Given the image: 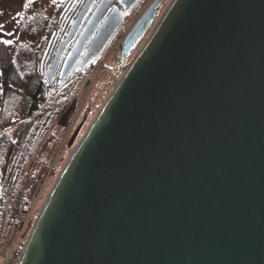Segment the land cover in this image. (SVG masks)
Segmentation results:
<instances>
[{
	"label": "water",
	"instance_id": "1",
	"mask_svg": "<svg viewBox=\"0 0 264 264\" xmlns=\"http://www.w3.org/2000/svg\"><path fill=\"white\" fill-rule=\"evenodd\" d=\"M139 1L99 4L89 33L100 25L64 60L59 87L102 56ZM162 1L128 32L125 54ZM18 264H264V0H173L76 148Z\"/></svg>",
	"mask_w": 264,
	"mask_h": 264
},
{
	"label": "rangeland",
	"instance_id": "2",
	"mask_svg": "<svg viewBox=\"0 0 264 264\" xmlns=\"http://www.w3.org/2000/svg\"><path fill=\"white\" fill-rule=\"evenodd\" d=\"M70 1L0 0V44L1 41H7L16 45L15 56L17 62L21 64V75L24 74L22 71L32 64L36 54L40 58L39 77H43L41 63L47 54L46 47L50 44V41L47 44L49 33L56 19L59 22ZM149 2L150 0H144L137 5L106 53L87 75H79L69 84L50 111L39 106L43 115L34 114L33 123L31 116L30 119L28 116V118L24 117L26 112L20 110L23 109V102L28 99L34 100V82L27 80L24 85L18 83L15 87L20 89L21 95L16 96L13 92L6 97L5 115L9 125L3 132L9 144L5 153H8L15 144L17 135L23 127L26 134L23 139L25 147L21 160L23 165L17 171L14 189L15 193L16 191L23 193L24 200L23 205L20 206V213H17L13 207L19 200L17 197V199L12 197L14 192H11L0 211V264H17V260L14 262L16 249L10 248L13 235L19 237L20 247L17 248V253L21 256L23 245L26 244L40 212L76 148L124 76L128 65L137 56L173 0L162 1L156 20L132 53L129 62L119 68L116 66L114 51L118 50L125 34L130 31ZM35 126L38 128L37 131L33 130ZM7 156L6 154L5 158ZM7 167L6 165L1 167V181L4 179Z\"/></svg>",
	"mask_w": 264,
	"mask_h": 264
},
{
	"label": "trees",
	"instance_id": "3",
	"mask_svg": "<svg viewBox=\"0 0 264 264\" xmlns=\"http://www.w3.org/2000/svg\"><path fill=\"white\" fill-rule=\"evenodd\" d=\"M15 51H16V45L14 46L12 43H5V41H1L0 44V170L1 167H3L4 165L8 167L6 173L4 174L3 181H1L0 178V211L4 207L8 195L11 192H14L15 183L17 180V176H16L17 171H19L21 166L23 165V163L21 162L25 151V147L23 145V139L26 136V134L24 133L25 129L23 127V129H21L19 134L17 135L15 144L11 146L8 153H5L7 144H9L3 132L5 127L9 125V120H7V116L5 115L6 97L13 92H15L16 96H18L19 94L21 95L20 89H16L18 87H15L17 86L18 83L20 85L21 84L24 85L25 81L27 80H29L30 82H34L35 86L33 89L35 92L34 93L35 98L34 100L28 99L25 102H23V109L20 110L26 112V116L24 117L28 116L30 119L31 116V122H32V116H34V114L38 113L43 115V113L40 110L41 107L39 106H42V108L44 107L48 108V111H50V108L51 109L53 108V105L56 104L60 96L66 91V89L69 86V85L66 86L65 88L61 89L59 92H55L52 95L45 96V93L43 92L40 83V77H39L40 75L38 72V60H40V58H38V55L35 54L32 59V64L31 65L29 64L30 66L26 70H23L22 72L24 74L21 75V70H20L21 64L17 62ZM19 77H22V79ZM49 118H51V116H49ZM43 124H45V122H43ZM33 130L37 131L38 128L35 126ZM6 154L8 156L5 158ZM13 196L15 197V199L18 198L19 200L18 203L14 204L13 209L17 213L18 212L20 213V206L23 205L22 203L24 200V195L23 193H21V191L19 192L16 191V193L15 192L12 193V197Z\"/></svg>",
	"mask_w": 264,
	"mask_h": 264
},
{
	"label": "flooded vegetation",
	"instance_id": "4",
	"mask_svg": "<svg viewBox=\"0 0 264 264\" xmlns=\"http://www.w3.org/2000/svg\"><path fill=\"white\" fill-rule=\"evenodd\" d=\"M143 1L144 0H140L138 4L142 3ZM153 1L155 0H150V2L146 6V9L149 7L151 3H153ZM101 2L104 8H108L109 5L111 4L109 7L110 10L116 3H118V0H71L68 4L66 11L60 17L59 22H57L56 19V22L54 23L53 29L51 30L47 41V43L50 41V44L44 61L45 65L43 68V77L40 78V83L43 92L45 93V96L52 95L56 91L58 92L59 72L61 67L63 66L64 60L67 58L71 50L81 43L82 45H84V49H86L89 42L94 37L100 24H97L95 26L94 31H92L91 34L89 32L91 31V28L95 25L96 19H99V15L101 12L99 9L97 10L96 13L95 11L99 7V4ZM145 10L142 12V14L145 12ZM119 31L113 37L109 45H111L113 40L116 37H118ZM128 32L125 34L124 38L126 37ZM124 38L118 50L114 51L116 66L119 68H122L124 65H126L129 62L132 53L142 41L141 38L139 42L131 48L129 53L125 54L123 50ZM97 62L98 61H96L92 66H90L89 69H87L84 74L79 73L74 75L73 81L74 79L79 77V75H87V73L91 71V69ZM53 67L55 69H52ZM48 83H52V88H51L53 89L52 91H50V89L47 87Z\"/></svg>",
	"mask_w": 264,
	"mask_h": 264
},
{
	"label": "built area",
	"instance_id": "5",
	"mask_svg": "<svg viewBox=\"0 0 264 264\" xmlns=\"http://www.w3.org/2000/svg\"><path fill=\"white\" fill-rule=\"evenodd\" d=\"M18 239H19V237H17L16 235H13V237H12V241H11V246H10V248H13V249H16V251H15V256H14V262H15V260H17L16 262H17V264H18V262H19V260H20V254H18L17 253V248H19L20 247V244H19V241H18ZM8 248H9V246H8ZM23 248H24V245H23ZM22 254V253H21Z\"/></svg>",
	"mask_w": 264,
	"mask_h": 264
},
{
	"label": "snow or ice",
	"instance_id": "6",
	"mask_svg": "<svg viewBox=\"0 0 264 264\" xmlns=\"http://www.w3.org/2000/svg\"><path fill=\"white\" fill-rule=\"evenodd\" d=\"M5 43H7V41H5Z\"/></svg>",
	"mask_w": 264,
	"mask_h": 264
}]
</instances>
